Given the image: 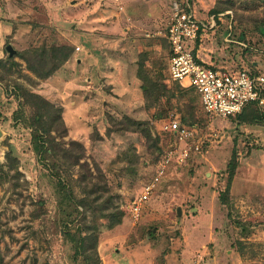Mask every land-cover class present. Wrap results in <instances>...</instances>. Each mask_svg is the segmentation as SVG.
I'll list each match as a JSON object with an SVG mask.
<instances>
[{
  "label": "rangeland",
  "instance_id": "obj_1",
  "mask_svg": "<svg viewBox=\"0 0 264 264\" xmlns=\"http://www.w3.org/2000/svg\"><path fill=\"white\" fill-rule=\"evenodd\" d=\"M170 1L0 0V264H95L93 240L64 234L77 229L95 232L98 264H264V112L211 115L169 78ZM187 1L207 25L199 59L264 73V0ZM42 100L61 118L43 156L32 117L55 112ZM171 117L185 143L164 131Z\"/></svg>",
  "mask_w": 264,
  "mask_h": 264
},
{
  "label": "built area",
  "instance_id": "obj_2",
  "mask_svg": "<svg viewBox=\"0 0 264 264\" xmlns=\"http://www.w3.org/2000/svg\"><path fill=\"white\" fill-rule=\"evenodd\" d=\"M206 26L203 20L194 15L187 0L170 1V16L165 29V38L170 46V79L182 86L193 87L200 97L202 107L211 115L235 116L249 102L264 112L263 73L254 74L247 69L221 70L199 59L194 51V43ZM163 129L184 143L193 136L191 129L179 124L178 119L173 117L163 123ZM169 150L166 153L168 157L165 158V155L160 162L153 181L132 202L130 211L135 219L140 215L142 203L150 195L154 182L162 175L170 156L178 150V160L183 161L189 154L185 146Z\"/></svg>",
  "mask_w": 264,
  "mask_h": 264
},
{
  "label": "trees",
  "instance_id": "obj_3",
  "mask_svg": "<svg viewBox=\"0 0 264 264\" xmlns=\"http://www.w3.org/2000/svg\"><path fill=\"white\" fill-rule=\"evenodd\" d=\"M264 26V25H263ZM261 31H264V27H262V29H261ZM263 33V32H262ZM168 43V42H167ZM168 49H169V54H170V46H169V44H168ZM250 71V70H249ZM251 72V71H250ZM264 74V73H263ZM169 75V74H168ZM170 78V77H169ZM143 88L144 89H147V87L146 86H144L143 85ZM188 88H191L192 90H194V92L195 93H197L196 91H195V89L193 88V87H188ZM198 95V94H197ZM198 97H199V95H198ZM199 99H200V97H199ZM42 102H43V105H45V107H46V110L45 111H48L49 110V106L51 107V109H53L54 110V112H55V114H54V116H55V118L53 117V118H51V120L47 123V121L44 119V121H46L45 122V124L47 123L48 124V127H46V125H44V121H43V115L42 114H40V113H34L33 114V117H32V122H31V126H32V140H33V143H34V150H35V152H36V154L37 155H40V154H42V153H46V151H47V148L45 149V150H42V148L44 147V141H46V139H45V137L43 136V132H45V133H47V132H49L50 131V129H51V127L53 126V123H54V119H56V124L59 126V125H61V118L58 116V113H57V108L55 109V108H53V106L51 105V104H49L48 102H46V101H43L42 100ZM200 103H201V101H200ZM256 109H258L257 107H256V105L253 103V102H249V103H247L245 106H244V108L242 109V111H244V110H249V113L250 114H248L247 115V117L249 116V115H252V114H254V112H255V110ZM241 111V112H242ZM239 114V113H238ZM237 115V114H236ZM33 121H34V123H33ZM178 122H179V124H181V125H183V126H185L184 124H182V123H180V121L178 120ZM50 125V126H49ZM50 140H52V138H50L49 140H47V142L48 141H50ZM80 147H81V145H80ZM82 149V148H81ZM68 153V152H67ZM67 153H65V154H67ZM44 154H42V156H43ZM78 156H76V158L74 159V162L75 163H77V161H78V159L81 157V156H83V154H77ZM82 164V163H81ZM72 165V164H71ZM234 168H235V166H234V164L233 163H231V167H230V172H229V177H228V180H227V188L225 189V191H223L221 194H220V198H221V200H223V202H225V198H226V194L229 192V187H230V180H231V177H232V175H233V172H234ZM4 175H6V173H4ZM57 185L59 186V188L61 189V190H65V186L62 184V181H58V183H57ZM82 203L83 202V200L82 201H77V202H75V204H74V208H77V206L78 205H80V204H77V203ZM83 204H84V202H83ZM84 205H86V203L84 204ZM84 205H82V206H84ZM86 228H88V227H86ZM83 232H84V230H82V231H80V229H77V230H75L74 232H71V231H65L64 232V234H65V236H67L72 242H75V243H78L79 245L77 246V248H79V246H81V247H83L82 245H81V243H82V241H84V240H86V239H91V240H93V245H92V252H93V254L95 255V264H98L99 263V258H98V256H97V253H96V250H95V240H96V235H95V232L94 231H90L89 233H87V234H84L83 236H82V234H83Z\"/></svg>",
  "mask_w": 264,
  "mask_h": 264
},
{
  "label": "water",
  "instance_id": "obj_4",
  "mask_svg": "<svg viewBox=\"0 0 264 264\" xmlns=\"http://www.w3.org/2000/svg\"><path fill=\"white\" fill-rule=\"evenodd\" d=\"M6 49L10 52V54H12L13 52H14V50L12 49V47H11V45L10 44H7L6 45ZM180 210L178 209V212H179Z\"/></svg>",
  "mask_w": 264,
  "mask_h": 264
},
{
  "label": "crops",
  "instance_id": "obj_5",
  "mask_svg": "<svg viewBox=\"0 0 264 264\" xmlns=\"http://www.w3.org/2000/svg\"><path fill=\"white\" fill-rule=\"evenodd\" d=\"M203 61V60H202ZM205 62V61H204Z\"/></svg>",
  "mask_w": 264,
  "mask_h": 264
}]
</instances>
